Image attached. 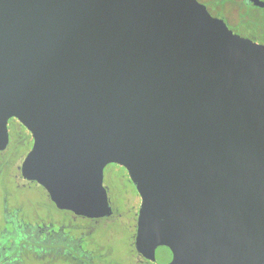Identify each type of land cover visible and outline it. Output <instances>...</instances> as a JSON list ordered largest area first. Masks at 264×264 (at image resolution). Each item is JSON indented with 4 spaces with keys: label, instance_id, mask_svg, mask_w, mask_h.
<instances>
[{
    "label": "water",
    "instance_id": "obj_1",
    "mask_svg": "<svg viewBox=\"0 0 264 264\" xmlns=\"http://www.w3.org/2000/svg\"><path fill=\"white\" fill-rule=\"evenodd\" d=\"M60 209L112 213L105 168L141 196L156 264H264V46L198 0H0V150Z\"/></svg>",
    "mask_w": 264,
    "mask_h": 264
},
{
    "label": "flooded vegetation",
    "instance_id": "obj_2",
    "mask_svg": "<svg viewBox=\"0 0 264 264\" xmlns=\"http://www.w3.org/2000/svg\"><path fill=\"white\" fill-rule=\"evenodd\" d=\"M200 3L204 4L210 14L214 17L222 19L229 29L233 33L240 35L243 38L249 39L254 41L257 44L264 46V0H198ZM8 130H9V143L7 146L0 150V185L4 187L7 185L10 180L14 181L15 189L20 190L21 188H25L30 184H34V186L38 188H42L43 192L46 194L47 199L50 200L52 203L51 205L56 208L58 211L63 212L67 217L70 214L71 222H76L80 219L81 222L86 223L85 226L79 227L76 232L77 237H82L79 233L84 231L85 228L88 229L90 233L93 228H100L105 229L109 227H115L118 223L122 222L126 215L124 214V210L117 205V201L113 200L114 198L109 195L110 204L112 207V213L108 216L100 217V218H89L86 216L76 215L74 212L67 210V209H60L57 205L52 201L48 191L44 186H42L36 180H28L22 174V164L29 154V152L33 149L35 144V138L33 133L16 117H11L8 122ZM6 161L9 164L6 166ZM116 165L120 171H116L114 174L116 178L122 182L126 187L130 186L131 190H133V197L139 196L140 204H141V196L137 191L134 183L130 179L129 173L127 169L119 164L111 163ZM109 165V164H108ZM107 165V166H108ZM106 166V167H107ZM123 169V170H121ZM125 170V171H124ZM113 175V176H114ZM129 181V182H127ZM126 182V183H125ZM104 184H105V174H104ZM108 191L112 190V187H107ZM108 192V193H109ZM112 194V193H111ZM112 197V198H111ZM7 199V197H3L2 200ZM4 204V203H2ZM33 208V219H45L43 217L38 216L37 214V204L29 203ZM6 208V204L2 205L1 211H3L2 216L5 219V222L8 224V229L12 228L15 233L10 234L8 236L9 241L12 242L13 245L18 244L21 248L25 247V243L30 242L35 243V246H45L46 247L51 244V240L61 239L66 246L65 251H69L68 248V241L76 242L78 244V240L70 238V234L68 233L69 230L68 224H64L61 231L51 232L50 233V226L48 222L39 220L38 224H32L29 226L18 224L19 220H15V223L11 225V220L9 218L6 219L7 214L4 212ZM4 208V209H3ZM140 208V206H139ZM16 214H18L15 211ZM138 215L139 210L136 213V223H135V240L137 235V228H138ZM31 213L29 212V218ZM65 222H67L68 218H62ZM0 218V222H1ZM1 225V224H0ZM78 226L80 224H74ZM1 228V226H0ZM4 232L0 235V246L2 248L3 256L8 255L10 252H14L13 249H5V242L3 239ZM28 234H32L35 236L36 240H28ZM53 234V235H52ZM50 236H52L50 238ZM49 237V238H47ZM83 238V237H82ZM54 239V240H55ZM70 241V242H71ZM135 243V242H134ZM28 245V246H29ZM136 249V247H135ZM77 252L80 251L78 247H76ZM70 252V251H69ZM137 260L141 262H147L151 264H156L154 261L146 258L141 253H139L136 249Z\"/></svg>",
    "mask_w": 264,
    "mask_h": 264
},
{
    "label": "rangeland",
    "instance_id": "obj_3",
    "mask_svg": "<svg viewBox=\"0 0 264 264\" xmlns=\"http://www.w3.org/2000/svg\"><path fill=\"white\" fill-rule=\"evenodd\" d=\"M5 164L7 166L9 162L6 161ZM116 171L120 170L114 164H109L105 168V186L110 187L111 185L112 190L110 192L108 191L109 195H111L114 198L113 200L117 201V205L124 210L126 218L124 217V220L115 227L113 226L105 229L93 228L90 233L86 230L85 233L81 231L79 234L83 237L82 242L77 244L71 240V242L68 241L70 252L65 251L64 248H66V246L61 239L55 238L51 240V244L47 247L46 245L35 246V243H31V245H34L32 247L29 245L30 242H27L25 243L26 246L21 248L18 244L13 245L12 242H8V236L14 234L15 231L12 228L8 229V224L2 216L3 213L1 214V207L3 205L1 201L3 197H8L12 204L17 200L26 201V203L21 206L24 211L30 212L31 216L24 222L18 221V224L21 225H34L38 224L37 222L39 220H43L48 222L50 233H55L61 231L64 224H68L67 230L76 232L79 227L85 226L86 223L79 221L77 223H72V225L69 219L65 222L66 220L64 221L62 218L66 219L68 217L48 203L37 205L38 216L45 219H33V208L30 206L31 204L27 203V200H31L33 203L36 201V203L39 204L38 201L40 200L41 194H39L35 188H32L31 191L16 190L14 181L12 180L4 187L0 185V218L2 220L0 222V235L5 231L3 236L5 249L14 250V252H10L5 256L9 258L4 264H149L137 260L134 243L136 213L140 206L139 196L133 197V190H131V187H126L122 181L119 182L114 175ZM74 224L80 225L75 226ZM69 231L68 233H70ZM51 237L52 236H50V238ZM27 238L28 240H33V242L36 240L35 236L32 234H28ZM76 247L80 249L79 252H77L78 250H76ZM88 247L90 248L89 252L86 251Z\"/></svg>",
    "mask_w": 264,
    "mask_h": 264
},
{
    "label": "trees",
    "instance_id": "obj_4",
    "mask_svg": "<svg viewBox=\"0 0 264 264\" xmlns=\"http://www.w3.org/2000/svg\"><path fill=\"white\" fill-rule=\"evenodd\" d=\"M32 188H35L38 191V193L41 194L40 200L38 201L39 204H37L36 201H35V204L40 205V204H43V203H48V204L52 203L50 200L47 199V196L43 192L42 188H38V187L34 186V184H30L27 187L21 188L20 190L19 189L18 190L19 191H27V190L31 191ZM1 202L6 204V208L4 207L5 209L4 208L3 209H4V212L7 214L6 219L9 218L11 220V225L15 223V220H19V221L24 222V221H26L29 218V213L27 211H24V209L21 206L22 204L26 203L25 200H23V201L17 200L16 202H13V204H12V202H10L9 198L7 197V199L5 198L4 201L2 200ZM27 203L29 204V203H33V202H31V200H27ZM15 211L18 214H16ZM2 213H3V211H2ZM68 219H69L70 224L76 223L74 221L71 222L70 214L68 215ZM79 221H80V219L77 222H79ZM85 230L88 231L87 228H85ZM69 232H70L69 233L70 234V238L78 240V243L83 241V238L82 237H77L76 234L73 231H69ZM80 246H82V245H80ZM2 248H3V246L2 247L0 246V253H1V255H0V264H4V262L9 258V257L7 258V257L3 256L2 251L4 249L2 250ZM89 250H90L89 247L86 248V251L89 252Z\"/></svg>",
    "mask_w": 264,
    "mask_h": 264
}]
</instances>
